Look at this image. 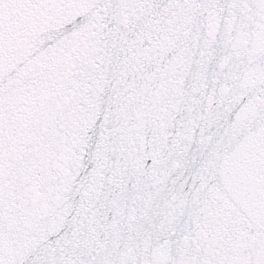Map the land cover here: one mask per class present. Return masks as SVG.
I'll use <instances>...</instances> for the list:
<instances>
[{
	"label": "snow or ice",
	"instance_id": "6c2138e0",
	"mask_svg": "<svg viewBox=\"0 0 264 264\" xmlns=\"http://www.w3.org/2000/svg\"><path fill=\"white\" fill-rule=\"evenodd\" d=\"M0 264H264V0H0Z\"/></svg>",
	"mask_w": 264,
	"mask_h": 264
}]
</instances>
